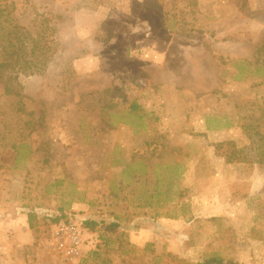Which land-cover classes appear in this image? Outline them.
Masks as SVG:
<instances>
[{
    "label": "rangeland",
    "instance_id": "obj_1",
    "mask_svg": "<svg viewBox=\"0 0 264 264\" xmlns=\"http://www.w3.org/2000/svg\"><path fill=\"white\" fill-rule=\"evenodd\" d=\"M135 1L0 0V190L11 182L19 200L0 205V264H71L55 238L69 216L87 229L77 264H264V0ZM131 6L145 7L130 24L139 34L110 42L128 25L110 12ZM94 10L107 14L102 27L79 34L77 15ZM146 22L162 25L163 49L126 44ZM19 47L16 67L41 71L11 67ZM140 98L148 105L132 109ZM140 122L149 130L128 128ZM191 159L200 193L175 181ZM198 197L222 205H192ZM17 208L28 223L6 217Z\"/></svg>",
    "mask_w": 264,
    "mask_h": 264
},
{
    "label": "crops",
    "instance_id": "obj_2",
    "mask_svg": "<svg viewBox=\"0 0 264 264\" xmlns=\"http://www.w3.org/2000/svg\"><path fill=\"white\" fill-rule=\"evenodd\" d=\"M137 1L140 4H142L143 6H146V4L149 3L151 0H137ZM137 1H135V2H137ZM144 8L145 7H143L141 10H139V9H134L131 6V7L126 8V10L124 9V11H121V10L118 11L116 9H113L112 11L110 10L111 11L110 17H115V19H116V20L112 21V24L115 23L116 25H118L120 22L118 20H122L125 23V25L128 24L127 26H124L123 28L120 26L119 30L112 31L113 33H112V38H110V42H117L120 38H122L121 35H124L125 33L130 34L129 36H131L135 33L139 34V31L133 30L132 29L133 25H130V24L135 23L136 20L138 21V19H139V21H142ZM154 8H155V11H154L155 17L157 20H159V15H158L159 14V7L156 5ZM105 14H106L105 11L94 10L93 12L82 13L83 19L81 20L80 19L81 13H79L76 17V20H75V23H76L75 27L78 30V33L82 34L83 36H86V32H88L90 29H95L96 27H102V23L104 22V17L107 16V14L106 15ZM91 20H92V22H91ZM147 23H148V25H147ZM121 28L124 29V31H122ZM161 29H162V25H160V26L155 25L154 26L151 23L146 22V24H144L143 26L140 27V31L141 30L144 31L146 36H144L143 38H139V40L137 42H135V41L133 43H131L129 41H125V42L127 45L133 44L136 46H140V45H142V43H146L148 39H151L152 41H154V43L157 45V47H161L163 49L165 43L163 42L161 37L158 35V34L161 35V33H160V32H162V31H160ZM129 31H131V32H129ZM113 34L115 36H113ZM148 34H155L156 36L149 38V37H147ZM97 35H98L97 31H95L94 32V41H97V40H95ZM87 36H89V35H87ZM133 39H137V38L133 37ZM87 40H89V39L87 38ZM166 45H167V49H168L170 43H167ZM157 58H158V56H157ZM81 61H82L81 63H77L78 72H85L83 67L88 64V62H87L88 60H85V58H83ZM155 98L158 101L159 95L155 96ZM144 99L145 98H140V100H138V101H133L131 103V108L132 109H135V108L140 109L141 107H143L142 103H145ZM165 99L168 102L167 105L170 106V104L172 103V100L168 99V98H165ZM148 100H149L148 98H147V100H145L146 101L145 104H147ZM149 106H150V104H149ZM185 124H187L188 126L190 125V127L194 128L195 130H198L200 128L204 129V131L207 132L209 134V136H211V133L214 132L213 130H209V129H211V127L208 126L207 124H205L204 121L201 123L198 121H196V122L193 121L191 123H185ZM130 127L136 128L137 130L142 129V131L143 130L147 131V130H149L150 126H149V122H146V123L140 122V123H135L134 126L128 125V128H130ZM222 131H224V130H221V132ZM177 134L180 136H184V135L188 136L189 135L187 132H184V129L181 125L177 129ZM189 161L190 162H189L187 168L185 166L183 167V165L180 163H176V166L178 167V173L175 175L176 179L175 178L174 179L176 181L177 178L181 177V181L183 183V186H188V187L192 186V185L199 186L198 192L200 193L201 188H203L202 184L204 182L203 178L205 176L201 173L199 167L197 166V160L196 159H191ZM1 163L3 164V162H1ZM4 171H5V169L0 168V176L2 178L8 177L7 175L4 174ZM215 173H217V172H215ZM220 174L221 173H218L217 177H219V176L222 177L221 176L222 174L221 175ZM140 175H143V174L140 173ZM14 177L12 176V178H14ZM4 184H5V186L2 187V189L0 190V192L2 191L1 198H0V205H19V200L16 197L17 192L14 191L13 187H10L11 182L4 181ZM192 205H222V204H220V200L218 199V197H210V198H202V197L199 198L198 197L196 200H194ZM6 213L9 215L6 217L9 219H12V221H14V219H15V222H16L17 219L20 218L22 221H25L26 223H28V216L23 214V213H20L18 211V208H17V210H13L10 212L8 211ZM6 213H5V215H6Z\"/></svg>",
    "mask_w": 264,
    "mask_h": 264
},
{
    "label": "built area",
    "instance_id": "obj_3",
    "mask_svg": "<svg viewBox=\"0 0 264 264\" xmlns=\"http://www.w3.org/2000/svg\"><path fill=\"white\" fill-rule=\"evenodd\" d=\"M87 229L81 220L72 216L55 225V238L59 249L71 264H77L86 257Z\"/></svg>",
    "mask_w": 264,
    "mask_h": 264
},
{
    "label": "trees",
    "instance_id": "obj_4",
    "mask_svg": "<svg viewBox=\"0 0 264 264\" xmlns=\"http://www.w3.org/2000/svg\"><path fill=\"white\" fill-rule=\"evenodd\" d=\"M18 26V28L19 29H24L22 26H20V25H17ZM20 33H22V32H20ZM23 34V33H22ZM38 36H39V34H37ZM46 37H47V35H45ZM21 37V36H20ZM39 46V45H38ZM38 46L36 45V44H33V49H30L32 52H34V54H36V53H38V55H37V58L39 57V53H41L40 52V48H38ZM24 47V46H23ZM23 47H19V48H13L11 51H10V53H9V55L11 56V58H12V60H13V58H15V64L13 65V66H11V67H13V69H15V68H17L16 66H17V64H19V62H20V60H21V57H23L24 56V54H25V52L22 54L21 53V48H23ZM40 47V46H39ZM48 49H50V50H52L53 48L51 47V46H48L47 48H46V51H48ZM45 51V53L47 54V52ZM45 53H43V55L45 54ZM44 58H45V55H44ZM44 58L43 59H41V62L43 61L44 62ZM46 60V59H45ZM42 62V63H43ZM32 63V62H31ZM33 65H25L24 67L23 66H19L18 68H17V73L19 72V71H23V70H26V69H33V72H31L30 74H32V73H34V72H39V71H41V67H37V65L39 64V63H32ZM9 65V62L8 61H0V68H2V67H6V66H8ZM1 75H2V73L0 72V78H1ZM18 75V74H17ZM15 79H17V77H15ZM7 90H8V92H11V87H8L7 88ZM34 219H35V215H33V213L32 214H30L29 215V222H30V226L31 227H34L35 226V224H34ZM57 219V220H56ZM55 220L56 221H58L59 220V217L58 218H56ZM98 224V222L97 221H94V220H91V221H86V223H85V226L86 227H90L91 229H94L95 228V226ZM120 226V224L119 223H115V222H110V223H106V228H108V229H110V230H116L118 227ZM202 264H222V259H219V258H216V257H212V258H209V259H207V260H205Z\"/></svg>",
    "mask_w": 264,
    "mask_h": 264
}]
</instances>
